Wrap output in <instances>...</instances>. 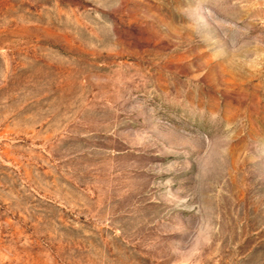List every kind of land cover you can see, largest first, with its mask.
I'll use <instances>...</instances> for the list:
<instances>
[{
  "label": "rangeland",
  "instance_id": "obj_1",
  "mask_svg": "<svg viewBox=\"0 0 264 264\" xmlns=\"http://www.w3.org/2000/svg\"><path fill=\"white\" fill-rule=\"evenodd\" d=\"M0 264H264V0H0Z\"/></svg>",
  "mask_w": 264,
  "mask_h": 264
}]
</instances>
